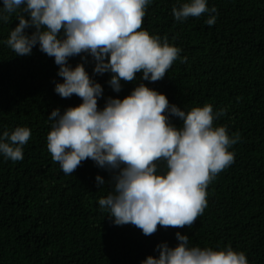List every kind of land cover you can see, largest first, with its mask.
<instances>
[{
  "label": "trees",
  "instance_id": "obj_1",
  "mask_svg": "<svg viewBox=\"0 0 264 264\" xmlns=\"http://www.w3.org/2000/svg\"><path fill=\"white\" fill-rule=\"evenodd\" d=\"M185 2L151 0L143 19V29L167 36L187 57L185 63L177 59L162 80L144 81L137 73L134 81H121L117 93L108 83L110 72L94 73L90 55L85 63L103 87L101 109L109 96L123 99L143 82L185 111L205 103L225 108L214 126L240 133L230 149L234 162L208 186L207 207L192 227H158L151 236L132 224L115 225L100 208L99 199L112 190L113 172L88 159L66 175L53 161L47 149L48 115L82 100L55 93V83L62 82L59 66L39 45L28 56H16L7 46L19 23L16 14L7 23L0 20V136L17 126L31 129L22 160L0 154V264H141L159 255L157 244L176 246L177 231L189 236V246L230 245L243 251L249 264H264V0H207L218 10L212 26L205 23L209 13L177 21L172 9ZM68 62L75 67L81 56ZM170 120L182 126L178 117ZM160 167L165 170L163 162ZM97 174L103 186L97 185Z\"/></svg>",
  "mask_w": 264,
  "mask_h": 264
},
{
  "label": "clouds",
  "instance_id": "obj_2",
  "mask_svg": "<svg viewBox=\"0 0 264 264\" xmlns=\"http://www.w3.org/2000/svg\"><path fill=\"white\" fill-rule=\"evenodd\" d=\"M151 0H3L0 20L9 22L16 14L19 23L5 41L16 56L32 54L34 47L58 65L54 91L61 98L73 95L82 103L63 112L54 108L48 115L51 130L47 149L66 175L83 161L93 160L113 172L112 190L99 199V206L117 226L132 224L145 236L158 227L191 228L207 207V188L235 159L233 145L240 133L231 135L226 125L214 122L226 109L214 110L211 103L185 111L170 104L167 96L139 83L123 99L103 96L102 85L86 71L90 55L93 72L111 73L108 81L120 92L121 81L132 82L137 73L142 80H162L181 57V48L167 36L143 29V19ZM177 21L209 13L205 23H216L218 10L207 0H189L173 7ZM29 17V18H26ZM34 29L31 34L26 29ZM84 54V55H82ZM81 56L75 67L69 58ZM170 117H178L177 127ZM31 139V129L17 126L0 136V154L13 162L23 159V147ZM161 162L164 169L161 170ZM98 186L105 180L97 174ZM178 243L156 245L158 256L149 255L141 264H249L243 251L230 245L213 249L189 246V236L176 232Z\"/></svg>",
  "mask_w": 264,
  "mask_h": 264
}]
</instances>
